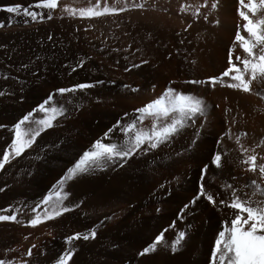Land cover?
I'll return each mask as SVG.
<instances>
[{
	"label": "bare ground",
	"instance_id": "1",
	"mask_svg": "<svg viewBox=\"0 0 264 264\" xmlns=\"http://www.w3.org/2000/svg\"><path fill=\"white\" fill-rule=\"evenodd\" d=\"M38 2L0 0V5ZM96 4L57 0L58 19L50 18L46 29L33 22L0 27V154L9 150L15 125L26 115L31 113L21 124L25 139L40 127L36 121L53 115L42 112L41 105L58 109L53 126L0 169V210H6L0 215L16 217L0 221V261L57 264L71 247L69 264H212L215 238L236 212L226 206L232 193L225 184L236 188L237 195L251 192L253 180L264 188L258 173L240 163L236 143L244 133L240 145L254 150L257 164L264 163V82L253 81L248 93L219 82L208 84L209 77L228 68L229 48L237 26L243 25L239 0H99L101 9L107 5L116 11L79 19L65 11ZM1 6L0 18L7 16ZM262 16L264 10H259L257 17ZM47 30L56 35L52 41L44 37ZM241 34L246 35L242 27ZM236 55H245L238 43L234 63ZM221 79L225 85L232 82ZM77 83L93 87L56 91ZM168 89L201 97L206 114L188 121L156 149L141 145L143 151L89 165L60 184L97 139L119 145L131 135H125L126 125L148 130L151 118L138 122L141 114L136 110ZM217 153L219 168L210 163ZM201 184L215 204L199 195ZM253 199L264 201L259 194ZM61 206L69 211L44 219ZM36 216L41 217L37 234L19 235L20 226L31 225ZM90 231L95 238L65 243L74 233ZM158 235L155 250L140 255Z\"/></svg>",
	"mask_w": 264,
	"mask_h": 264
},
{
	"label": "snow or ice",
	"instance_id": "2",
	"mask_svg": "<svg viewBox=\"0 0 264 264\" xmlns=\"http://www.w3.org/2000/svg\"><path fill=\"white\" fill-rule=\"evenodd\" d=\"M239 5L238 15L243 20V25L237 26L233 47L238 43L239 48L245 55L243 58L240 55H236L234 63L233 47H230L227 61L228 68L221 73V76L209 77L208 84L212 86L219 82L221 87L227 86L248 93L251 91L250 85L253 81L264 82V16L257 17V12L264 10V0H239ZM36 7L52 10L57 8V0H39ZM135 7H142V5H135ZM211 7L215 8L216 5L212 4ZM21 10L25 15L31 16L33 19L36 18V13L29 11L27 8L21 9L19 4L4 9L8 13H17ZM65 11H68L69 15L76 14V11L72 9L65 8ZM115 11L114 7L110 8L107 5L101 9L99 7V0H97V4L94 7L82 8L78 14L82 18H91ZM194 15H198V12ZM241 27L246 35L241 34ZM221 77H229L232 82L225 85ZM188 83L205 85L206 81L190 80ZM91 87L93 85L89 83H77L72 87L58 88L56 91L60 94H65ZM51 99L52 97L49 95L48 100ZM206 107L201 97L191 94L185 95L168 89L166 95L136 110L141 114L137 118L138 122H142L147 117L151 118L148 130L138 129L134 124L126 125L123 129L124 133L128 136V133L131 132V135L128 136L125 143L119 145L110 142L104 143L100 139H97L91 145V148L80 156L75 165L67 169L60 184L63 185L65 181L86 172L89 165L101 166V163L106 164L113 160H124L136 152L137 149L143 151L144 149L141 148V145L147 144L149 149H156L159 145L168 142L172 136L178 134L187 125L188 121L193 120L198 115L204 116L206 114ZM40 110L42 112H51L53 115L36 121L35 123L40 125V127L30 130L27 139L24 138L25 134L21 131V124L29 119L31 113L15 125V138L9 146V150L0 154V169L4 167L11 157L19 156L29 147L41 131L53 126L52 120L55 119L58 109H45L44 105H41ZM243 135L245 134L240 133V136ZM240 136L236 138V143L240 146L242 157L240 163L246 166V171L258 173L260 179L264 181V163L257 164V156L254 150L240 145ZM229 138L231 137L229 136ZM246 153L248 154L245 155ZM261 159L264 160V157ZM210 163L217 168L221 167V154H215L211 158ZM206 168L207 165L201 169V179H203V173ZM250 184L252 186L251 192L242 195H237L238 190L233 188L232 185L225 184V187L229 188L232 193L231 199L226 206L235 209L236 212L234 218L230 221V225L224 230L219 231L215 238V244L211 251L212 264H264V201L253 199L257 194L264 197V188L260 187L255 180L250 181ZM198 191L199 195L206 199L209 204L216 203L213 195L205 190L203 184H201ZM59 195L57 193V196ZM57 202L59 203V201ZM219 203L225 204V201H219ZM185 207H188V205L186 204ZM67 211H69L68 207L61 206L52 213L46 214L44 219H52ZM15 219L14 214L0 215V221H14ZM40 222V216H36L30 220L32 226H36ZM95 235L94 231L83 235L77 232L66 237L65 243L78 239L88 240L90 237L95 238ZM180 238H183V233H180ZM160 241L161 235L156 236L155 241L144 247L139 254L144 255L155 250L157 243ZM178 243L179 240L174 242L173 251L176 250L175 245ZM72 256L73 250L70 247L58 258L57 264H69ZM0 264H4V262L0 261Z\"/></svg>",
	"mask_w": 264,
	"mask_h": 264
},
{
	"label": "rangeland",
	"instance_id": "3",
	"mask_svg": "<svg viewBox=\"0 0 264 264\" xmlns=\"http://www.w3.org/2000/svg\"><path fill=\"white\" fill-rule=\"evenodd\" d=\"M9 6H14V5H2L1 7L4 10L6 7H9ZM20 6H21V9L27 8L29 11L36 13V18L33 19L31 16L25 15L22 10L18 11L17 13H8L7 11H4L5 15L7 16L0 18V25L3 26V24L8 23V24H12L13 26V25H21V24H27V23L33 22V23L41 24L42 28L46 29L50 18L53 17L56 19L57 17L58 19L56 9H52L48 11L46 8H38L36 7V5H20ZM94 6L95 5H85L84 8L94 7ZM78 12L79 11H77L76 14L71 15V18L79 19L80 16ZM18 16H21V17L16 18ZM43 25H47V26L44 27ZM46 32H49V31L47 30ZM50 35L52 37L51 39L49 38ZM44 37L47 41H52L53 39H55L56 35L53 32H49V33H46ZM17 231L19 232L17 233L21 235L22 237H33L38 232L35 226L29 225V224H22Z\"/></svg>",
	"mask_w": 264,
	"mask_h": 264
}]
</instances>
